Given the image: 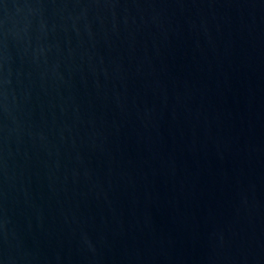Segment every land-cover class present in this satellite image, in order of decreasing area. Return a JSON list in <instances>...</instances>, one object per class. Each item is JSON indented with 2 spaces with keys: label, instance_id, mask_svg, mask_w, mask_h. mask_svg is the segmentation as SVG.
I'll return each mask as SVG.
<instances>
[{
  "label": "water",
  "instance_id": "obj_1",
  "mask_svg": "<svg viewBox=\"0 0 264 264\" xmlns=\"http://www.w3.org/2000/svg\"><path fill=\"white\" fill-rule=\"evenodd\" d=\"M0 264H264V0H0Z\"/></svg>",
  "mask_w": 264,
  "mask_h": 264
}]
</instances>
